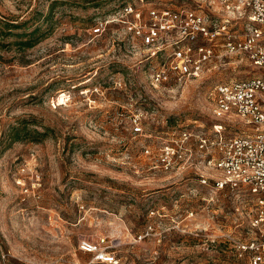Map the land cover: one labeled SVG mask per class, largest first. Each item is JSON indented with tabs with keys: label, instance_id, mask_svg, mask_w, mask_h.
<instances>
[{
	"label": "rangeland",
	"instance_id": "obj_1",
	"mask_svg": "<svg viewBox=\"0 0 264 264\" xmlns=\"http://www.w3.org/2000/svg\"><path fill=\"white\" fill-rule=\"evenodd\" d=\"M145 2L223 14L215 0ZM137 3L0 0V19L22 25L0 47V264H93L80 244L102 238L115 264H228L237 262L231 239L256 236L247 197L203 186L190 169L165 174L142 151L183 131L245 134L237 120L212 116L213 90L258 71L231 57L199 79L153 86L160 55L120 25L90 35L99 19ZM35 27L41 41L20 48V34ZM19 120L41 135L11 142Z\"/></svg>",
	"mask_w": 264,
	"mask_h": 264
},
{
	"label": "built area",
	"instance_id": "obj_2",
	"mask_svg": "<svg viewBox=\"0 0 264 264\" xmlns=\"http://www.w3.org/2000/svg\"><path fill=\"white\" fill-rule=\"evenodd\" d=\"M215 1L223 14L209 18L196 10L159 8L138 0L137 5H122L99 19L90 35L101 36L110 25H120L126 36L160 55L161 65L151 76L153 86L199 79L211 65L231 57L245 59L258 71L213 90L212 116L237 120L245 134L225 138L183 131L175 143L145 147L142 154L165 174L180 176L190 169L203 186L212 180L215 191L228 189L247 197L254 207L249 228L256 236L232 238L237 262L228 264H264V0ZM141 133V122L135 118L132 134ZM206 170L218 176L208 179ZM102 242L104 238L83 240L80 250L92 254L93 264H115V255Z\"/></svg>",
	"mask_w": 264,
	"mask_h": 264
},
{
	"label": "trees",
	"instance_id": "obj_3",
	"mask_svg": "<svg viewBox=\"0 0 264 264\" xmlns=\"http://www.w3.org/2000/svg\"><path fill=\"white\" fill-rule=\"evenodd\" d=\"M49 17V16H48ZM24 24V23H22ZM22 27L20 24L8 23L0 19V47H3V40L5 37L12 35V30ZM39 27H35L29 33H21L20 40L17 41L20 48H33L43 38V34H39ZM39 136L41 133L35 129H29L24 120H19L18 124L12 126L8 131V137L11 142H18L25 140L26 138H34L33 136ZM35 139V138H34Z\"/></svg>",
	"mask_w": 264,
	"mask_h": 264
}]
</instances>
